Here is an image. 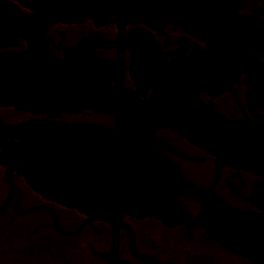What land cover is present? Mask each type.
<instances>
[{"label": "water", "instance_id": "1", "mask_svg": "<svg viewBox=\"0 0 264 264\" xmlns=\"http://www.w3.org/2000/svg\"><path fill=\"white\" fill-rule=\"evenodd\" d=\"M86 21L144 28L113 41L83 38L61 59L48 53L51 27ZM166 25L167 61L148 32ZM6 48L21 50L0 52V107L53 119L90 111L113 120L112 128L46 121L8 128L21 140L8 160L32 189L104 219L122 211L201 229L232 254L264 264V216L213 192L220 166L264 174V0H0V50ZM97 48L128 51L138 92L123 88L122 69L97 57ZM147 87L161 91L156 101L140 99ZM160 129L216 158L209 189L153 145L192 161L209 158L154 139ZM252 196L264 210V179ZM182 197L199 206L195 217ZM90 247L111 264H127Z\"/></svg>", "mask_w": 264, "mask_h": 264}, {"label": "flooded vegetation", "instance_id": "2", "mask_svg": "<svg viewBox=\"0 0 264 264\" xmlns=\"http://www.w3.org/2000/svg\"><path fill=\"white\" fill-rule=\"evenodd\" d=\"M19 8L25 15L30 13ZM141 28L144 25H127L124 31H119L115 25L97 28L92 21L81 25L57 24L46 33L47 51L61 59L64 49L74 47L83 38L93 36L113 41ZM148 32L167 61V44H163L165 36L167 38V25L158 32ZM5 50L21 49L6 48L0 52ZM95 54L122 69L125 90L138 92L137 81L129 74L130 55L126 49L97 48ZM109 85L114 87L116 82L109 81ZM144 90L146 94L139 97L146 102H154L161 95L157 88ZM42 121L113 127L111 117L90 111L64 114L53 119L12 107H0V264H111L93 254L90 246L127 264H251L209 239L201 229L168 226L155 217L123 214L122 211L104 219L43 197L32 189L23 172L8 160L6 154L10 148L21 144V140L8 136V128ZM153 138L185 156L209 158L201 162L192 161L153 145L160 156L178 165L189 181L203 189L210 188L215 176L213 160L216 158L169 129L157 130ZM263 179L264 174H255L243 167L220 166L213 192L231 207L264 216V210L257 206L252 196L255 185L258 187ZM181 202L192 217L197 215L199 206L195 202L183 197Z\"/></svg>", "mask_w": 264, "mask_h": 264}]
</instances>
